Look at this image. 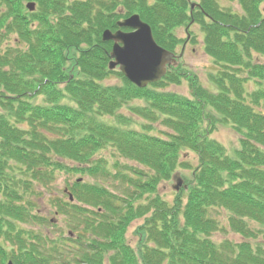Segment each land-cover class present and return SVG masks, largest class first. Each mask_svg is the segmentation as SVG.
Instances as JSON below:
<instances>
[{"label":"trees","instance_id":"trees-1","mask_svg":"<svg viewBox=\"0 0 264 264\" xmlns=\"http://www.w3.org/2000/svg\"><path fill=\"white\" fill-rule=\"evenodd\" d=\"M36 1L39 25L20 32L28 50L0 53V264H264L251 224L264 234V0H233L241 13L220 0H200L193 12L190 0ZM120 7L140 14L170 51L186 42L177 27L200 26L204 50L219 67L209 85L180 62L144 89L110 70L112 43L102 33L127 17ZM115 72L122 83L105 84ZM184 81L191 96L167 89ZM250 81L257 86L248 88ZM29 94L45 95L46 104ZM126 106L144 120L141 130L117 114ZM157 123L168 128L162 136L153 134ZM222 124L239 133L233 154L211 137ZM103 150L133 165L95 158ZM187 150L200 164L170 205L158 189L190 168L182 161ZM60 174L76 177L67 186L74 203L56 204L75 239L63 231L51 238L45 231L56 224L40 213V188ZM218 210L242 242L212 239L227 231L212 213ZM140 219L132 247L127 231Z\"/></svg>","mask_w":264,"mask_h":264},{"label":"rangeland","instance_id":"rangeland-1","mask_svg":"<svg viewBox=\"0 0 264 264\" xmlns=\"http://www.w3.org/2000/svg\"><path fill=\"white\" fill-rule=\"evenodd\" d=\"M191 1L194 3H197L200 0H191ZM220 2H221V5L223 7L230 8V9H232V11H235L237 13L242 12L238 2H235L233 0H220ZM19 7H20V9H23V3H21ZM25 13H29V12H26V10L24 8V14ZM119 13H122L123 16L124 15L128 16L127 11L123 7L119 8ZM123 18L124 17H121L120 20H122ZM187 23L188 22H185L181 26L177 27L178 29L176 30L177 36L180 39H182V41L186 40L188 37V33L186 32ZM189 30L191 31L190 32L191 38L185 47L183 56L180 59V64H182L189 71L196 73L198 75L200 81L203 84L209 85L211 73L218 71L219 67L216 65V63L213 61V59L204 50L203 33L201 30V27L198 26L197 24H194L193 26H191V28ZM16 38H17L16 35H11L8 43L5 41H2L0 43V49L1 48L6 49L7 46L13 47V48L19 47L21 49H26L27 45H25V43H23V44L15 43ZM156 42L158 43L157 40H156ZM112 45H113V43H112ZM111 49H112V47H111ZM111 49H110V51H111ZM64 77H65V74H64ZM106 78L107 79L104 80V83L109 84V85H118V84L122 83V81H123L122 78L120 76H118L117 72H115L113 74H109V76H107ZM64 81H66V79ZM256 86H257L256 83L253 81H250L248 83V88H250V89H253ZM167 89L168 90H174V91L179 92L185 96H191V90H190V87H189V84L187 83V81H184L179 86H177V85L171 86L170 85L169 87H167ZM45 97H46L45 95H40L36 99H34L33 102L40 103V104H46V98ZM63 102H69L70 103L69 99H65V100H63ZM143 104L144 103H142L138 100H133L130 103L131 106H137V105H143ZM127 107L128 106L122 108L119 114L127 117L131 121L130 122L131 128L141 130L142 124L144 123V120L134 116L132 114V112L130 111V108H127ZM0 111H1V107H0ZM115 117H116V115L113 116L111 118V120H114ZM154 127H155V129H153L154 130L153 134L156 133L159 136H162L164 131H168V128H166L164 125H161L159 123L154 124ZM211 137L214 138L215 140H217L218 143H220L222 146H224L227 153H229V154H233L234 150H236L240 146L239 133L235 130L234 127H232L231 124L220 125V127L218 129H216V131H214L213 134H211ZM101 157L107 158L110 161V163H111L112 159L113 160H117V159L121 160L122 159L124 163L129 164V165H133L132 162H129L122 157L115 156L113 154V151H111V150H103L95 156V158H97V159H99ZM122 160H121V162H122ZM182 161L186 162L190 166V168H187V169L186 168L185 169L179 168V171H177L178 174L176 175L177 177L174 178V180H172V181L171 180L163 181L160 184L159 189H158V194L164 200H166L170 205L174 202V200L177 196V193L175 192L174 186H176L178 179H182L183 181L185 179L187 183H189L188 181H192L193 175H194V170L200 164V160H199L198 155L192 151H189V150L183 152ZM66 176H67L66 174H60L57 181L55 183H53L54 188H51L49 192H48L47 188L41 189V191H43V192L40 195L42 197V199L40 200V202H41L40 213L43 216H46L50 219H54L55 217L58 219V221L55 222L56 225L54 228L51 227L50 231L44 230L45 233H48L47 235H49L51 238H57L59 231H63V235H65V237H66L68 232L72 230V227L69 226L68 224H66V219L63 218L64 216L56 213L58 209L55 206H53V204H52L54 199H62V200L67 199V196H66L67 193L64 192V190L67 188V186H71V184L74 182L76 177L75 176L66 177ZM85 180H87V179H85ZM91 180L99 182V180H96L94 178ZM102 180H103L102 183L106 188H108L114 192H121L119 190L121 188L120 184L118 185L119 187L116 188L117 185H115L113 180L112 181L109 179L108 180L102 179ZM183 186H184V183L182 182V187ZM182 197L184 198V201L187 200L186 194ZM212 213H213V215L219 217L221 219L222 223L225 224L226 228L229 230L226 232H223V231L214 232V234L212 236L213 240H215L217 242H221L224 240H231V241L236 242V243L243 241L242 237L240 235L235 234L232 231H230L229 227L227 226L226 219L229 217L228 213L226 214L222 210L213 211ZM142 222H143V220H141V219L136 220L128 228L127 240L129 241V244L132 247L137 246L138 237L135 234V231H136L137 227L142 224ZM251 224H252V228H254L258 231V239H256V243H260L264 246V234L260 233L261 227L257 223H251ZM76 234L78 235L77 232H76ZM71 238L75 239L76 236H73ZM64 244L66 246L69 245L65 248H71L72 247L71 246L72 243L69 241H64ZM70 250L71 249L65 250L64 253H69ZM69 258H71V257L69 256Z\"/></svg>","mask_w":264,"mask_h":264},{"label":"water","instance_id":"water-1","mask_svg":"<svg viewBox=\"0 0 264 264\" xmlns=\"http://www.w3.org/2000/svg\"><path fill=\"white\" fill-rule=\"evenodd\" d=\"M194 7L195 4H192V8ZM118 25L135 31H104L103 40L114 42L110 68L119 66L124 75L141 88L159 81L166 74L167 66L176 63L177 56L158 45L151 27L138 14L118 22ZM182 182V179H178L174 188L179 190Z\"/></svg>","mask_w":264,"mask_h":264},{"label":"flooded vegetation","instance_id":"flooded-vegetation-1","mask_svg":"<svg viewBox=\"0 0 264 264\" xmlns=\"http://www.w3.org/2000/svg\"><path fill=\"white\" fill-rule=\"evenodd\" d=\"M29 2H34V1H33V0H20V4L23 3V6H24L26 12H31V10H29V9L27 8V4H28ZM23 14H24V11H23ZM24 15L27 17L29 14H28V13H25Z\"/></svg>","mask_w":264,"mask_h":264}]
</instances>
